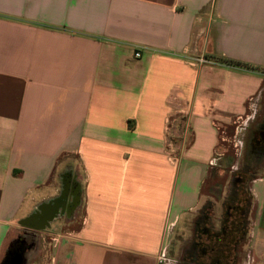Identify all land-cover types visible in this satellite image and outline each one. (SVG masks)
<instances>
[{
    "label": "crops",
    "instance_id": "1",
    "mask_svg": "<svg viewBox=\"0 0 264 264\" xmlns=\"http://www.w3.org/2000/svg\"><path fill=\"white\" fill-rule=\"evenodd\" d=\"M263 67L264 0H0V264L27 230L20 264H168L188 221L207 233L217 148L256 117ZM250 190L240 264H264V168Z\"/></svg>",
    "mask_w": 264,
    "mask_h": 264
},
{
    "label": "rangeland",
    "instance_id": "2",
    "mask_svg": "<svg viewBox=\"0 0 264 264\" xmlns=\"http://www.w3.org/2000/svg\"><path fill=\"white\" fill-rule=\"evenodd\" d=\"M257 112L256 117L248 121L246 129L241 133L238 130L235 132V128L233 130L229 127L227 133L231 137L228 141L221 142L217 148L218 152H223L227 156L226 158H229L230 163L225 164L220 159L214 168L215 187L211 191L214 202L210 200L209 203L210 207L212 206L210 209L212 215H204L202 219L207 229L206 235H200L199 231H193L195 225L193 230L190 229L188 221L186 230L181 235H174L171 244L165 250V257L169 258L168 264H240L244 252L249 250L252 205L250 185L255 175L264 168V155L259 153L264 148V141L261 145H258L256 141L260 138L257 123L264 116V98L259 102ZM62 172L63 169L60 172V178H58V185L60 187L63 185L64 188L65 186L66 188L70 185L74 186V182L70 183L69 176L64 173L65 171ZM67 190L65 189L63 193ZM74 198L76 200V197ZM61 199H63V194L37 205L34 212L28 217V221L25 222L29 224L33 218L44 223L48 215L60 210ZM68 205L72 206L71 203L66 202V208ZM62 219L63 217L58 218V220ZM27 231L20 232L16 241L8 249L6 264H12L13 261L20 264L22 257L33 246L32 242L41 239V233L35 230ZM203 236H205L204 240ZM192 238H198L197 245H193Z\"/></svg>",
    "mask_w": 264,
    "mask_h": 264
},
{
    "label": "trees",
    "instance_id": "3",
    "mask_svg": "<svg viewBox=\"0 0 264 264\" xmlns=\"http://www.w3.org/2000/svg\"><path fill=\"white\" fill-rule=\"evenodd\" d=\"M218 59H221L223 62H226V63H228V64H234V65H246V66H249L248 64H246V63H244V62H241V61H237V60H232V59H228V58H218ZM257 141V140H256ZM258 145H261V143L260 144H258ZM264 145V144H263ZM258 147V146H257ZM259 153H262V155H264V148H262V150H260V152ZM16 240H14V242H15ZM13 244V243H12ZM7 253H9V252H7ZM8 255V254H7ZM7 259H8V256H7V258H6V262H7Z\"/></svg>",
    "mask_w": 264,
    "mask_h": 264
},
{
    "label": "flooded vegetation",
    "instance_id": "4",
    "mask_svg": "<svg viewBox=\"0 0 264 264\" xmlns=\"http://www.w3.org/2000/svg\"><path fill=\"white\" fill-rule=\"evenodd\" d=\"M260 138L257 140V144L263 143L264 141V116L260 122H258Z\"/></svg>",
    "mask_w": 264,
    "mask_h": 264
},
{
    "label": "built area",
    "instance_id": "5",
    "mask_svg": "<svg viewBox=\"0 0 264 264\" xmlns=\"http://www.w3.org/2000/svg\"><path fill=\"white\" fill-rule=\"evenodd\" d=\"M134 55L137 57L140 55L139 52H135ZM165 248L164 250L161 252L160 256H159V262L160 263H167L169 260L167 259V257H165Z\"/></svg>",
    "mask_w": 264,
    "mask_h": 264
}]
</instances>
